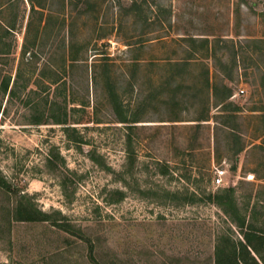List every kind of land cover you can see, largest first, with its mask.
<instances>
[{
  "label": "rangeland",
  "instance_id": "1",
  "mask_svg": "<svg viewBox=\"0 0 264 264\" xmlns=\"http://www.w3.org/2000/svg\"><path fill=\"white\" fill-rule=\"evenodd\" d=\"M0 174V264H215L211 195L264 222V0H0Z\"/></svg>",
  "mask_w": 264,
  "mask_h": 264
},
{
  "label": "trees",
  "instance_id": "2",
  "mask_svg": "<svg viewBox=\"0 0 264 264\" xmlns=\"http://www.w3.org/2000/svg\"><path fill=\"white\" fill-rule=\"evenodd\" d=\"M32 8H36L34 4ZM7 89L8 82H5L3 90ZM8 187L10 185L7 179L0 174V188L7 190ZM210 199L222 208L242 235L237 240L228 233L221 235L215 249V264H264V222L259 224L256 216H249L241 210L235 187L222 188L211 195ZM53 217L52 213L35 208L24 201V198H21L9 211L10 226L12 220H51L64 230H71L67 222Z\"/></svg>",
  "mask_w": 264,
  "mask_h": 264
},
{
  "label": "built area",
  "instance_id": "3",
  "mask_svg": "<svg viewBox=\"0 0 264 264\" xmlns=\"http://www.w3.org/2000/svg\"><path fill=\"white\" fill-rule=\"evenodd\" d=\"M241 91L243 92V90H241ZM225 173H226V169H224V168H218L217 169L216 178H215L217 185H220L223 182Z\"/></svg>",
  "mask_w": 264,
  "mask_h": 264
},
{
  "label": "crops",
  "instance_id": "4",
  "mask_svg": "<svg viewBox=\"0 0 264 264\" xmlns=\"http://www.w3.org/2000/svg\"><path fill=\"white\" fill-rule=\"evenodd\" d=\"M225 176V175H224Z\"/></svg>",
  "mask_w": 264,
  "mask_h": 264
}]
</instances>
